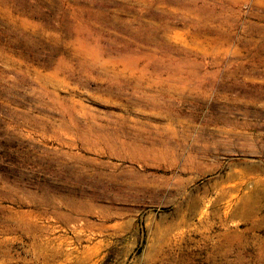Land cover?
<instances>
[{"label":"rangeland","instance_id":"rangeland-1","mask_svg":"<svg viewBox=\"0 0 264 264\" xmlns=\"http://www.w3.org/2000/svg\"><path fill=\"white\" fill-rule=\"evenodd\" d=\"M0 264H264V0H0Z\"/></svg>","mask_w":264,"mask_h":264}]
</instances>
